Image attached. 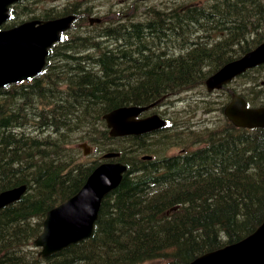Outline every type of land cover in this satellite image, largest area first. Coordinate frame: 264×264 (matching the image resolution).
<instances>
[{
    "label": "trees",
    "instance_id": "1",
    "mask_svg": "<svg viewBox=\"0 0 264 264\" xmlns=\"http://www.w3.org/2000/svg\"><path fill=\"white\" fill-rule=\"evenodd\" d=\"M26 1L9 6L5 27L42 4ZM69 4L32 16L79 14L50 47L43 71L0 88V190L26 185L0 209V264H187L253 231L264 219V128L223 118L193 130L113 138L102 114L201 88L264 38L263 0H183L165 12L145 8L144 20L87 30L80 27L87 1ZM260 69L264 64L242 74L240 92L251 105L264 104L254 76ZM83 139L99 153L119 151L128 168L102 199L92 234L42 257L33 239L46 211L73 195L99 162L82 155L76 143ZM169 145L184 150L164 155ZM145 152L155 157L141 159Z\"/></svg>",
    "mask_w": 264,
    "mask_h": 264
},
{
    "label": "water",
    "instance_id": "2",
    "mask_svg": "<svg viewBox=\"0 0 264 264\" xmlns=\"http://www.w3.org/2000/svg\"><path fill=\"white\" fill-rule=\"evenodd\" d=\"M18 0H0V26L8 18V6ZM74 15L24 21L10 28L0 29V87L18 82L39 73L45 63L48 47L60 38ZM98 20V19H96ZM264 62V41L253 50L234 59L211 74L205 84L208 91L220 88L234 76ZM154 103L148 105L151 106ZM148 106H120L103 115L112 136L142 133L164 125L157 114L144 118L136 115ZM225 116L236 126L264 127V106L249 107L245 99L233 94L224 107ZM83 153L90 150L81 143ZM118 152H106L110 158ZM126 166L120 161L100 163L87 177L80 190L61 204L50 208L43 221L42 232L34 239L40 254L48 256L69 244L91 235L102 198L116 188ZM25 184L0 192V208L20 198ZM188 264H264V219L243 239L206 252Z\"/></svg>",
    "mask_w": 264,
    "mask_h": 264
},
{
    "label": "rangeland",
    "instance_id": "3",
    "mask_svg": "<svg viewBox=\"0 0 264 264\" xmlns=\"http://www.w3.org/2000/svg\"><path fill=\"white\" fill-rule=\"evenodd\" d=\"M72 1L73 0H42L39 2L42 4H38L37 6H35V9L28 11L26 16L21 17V15L19 14L18 20H23L28 17H32L37 13L40 14V12H42L44 8H49L53 6L57 10H60L63 7H69V3ZM119 1L120 0H90V2L88 3L90 4L89 7H91L90 12L97 16H106L107 18L105 20V23H107L114 20L122 21L124 19H131V21L144 20L145 17H147V15L149 14V12H145V8H151L155 6L161 12H165L168 7L175 6L183 0H138L137 2L132 3L133 7L136 9V15H133V9L131 5L126 9L125 15H119V13L117 12L118 9L122 8L125 3V1ZM197 1L203 2L205 0ZM83 8L87 7L83 6ZM143 14L145 16H143ZM86 23L87 22L84 21L80 25H83L82 27L84 29H89L90 27H87ZM254 76L257 81L261 82V84H264L263 69L254 72ZM246 84L247 82L244 80V78L238 77L235 80L231 81L226 86L227 88H221L212 92H206V90L202 89V87L195 88L193 90H187L186 92L184 91L180 94L167 97L164 101V104L162 105L161 111L165 116L167 113V117L170 121H177L179 119H183L186 120L191 126H196L199 124H214L216 122L219 123L223 119L221 106L223 102L227 99V93L230 91V89L240 91V89H243ZM260 95L264 97V92L260 93ZM162 151L167 154H174L180 151V147L170 146V149L163 148ZM88 158L92 159L95 157L90 156ZM157 263L159 262L151 261L143 264Z\"/></svg>",
    "mask_w": 264,
    "mask_h": 264
},
{
    "label": "bare ground",
    "instance_id": "4",
    "mask_svg": "<svg viewBox=\"0 0 264 264\" xmlns=\"http://www.w3.org/2000/svg\"><path fill=\"white\" fill-rule=\"evenodd\" d=\"M28 1V0H27ZM26 1V2H27ZM37 1V0H36ZM35 2V1H34ZM58 2V1H57ZM63 2V1H62ZM140 2V1H139ZM59 3V2H58ZM164 3V2H163ZM19 4V3H18ZM93 4V3H92ZM167 4V3H166ZM165 4V5H166ZM37 5V4H36ZM26 6V5H25ZM162 6V5H161ZM161 6H160V8H161ZM155 7V6H154ZM20 8V7H19ZM42 8V7H41ZM120 8V7H119ZM42 10V9H41ZM59 10V9H58ZM145 10V9H144ZM147 10V9H146ZM31 11V10H30ZM41 13V12H40ZM95 13V12H94ZM97 14V13H96ZM164 14V13H163ZM143 16H145L144 14H143ZM149 17V16H148ZM146 18V17H145ZM147 20H148V18H147ZM140 21V20H139ZM77 24V23H76ZM87 30V29H86ZM78 31V30H77ZM80 31V30H79ZM67 33V32H66ZM70 33H71V30H70ZM76 33V32H75ZM68 34V33H67ZM94 34V33H93ZM70 35V34H69ZM98 40V39H97ZM94 44V43H93ZM101 47V46H100ZM97 48V47H96ZM185 128V127H184ZM177 131V130H176ZM191 131V130H190ZM160 133V132H159ZM162 133V132H161ZM160 133V134H161ZM166 134V133H165ZM131 135V134H130ZM168 137V136H167ZM174 138H176V137H174ZM185 138V137H184ZM182 143V142H181ZM174 144V143H173ZM177 144V143H176ZM168 147V146H167Z\"/></svg>",
    "mask_w": 264,
    "mask_h": 264
},
{
    "label": "flooded vegetation",
    "instance_id": "5",
    "mask_svg": "<svg viewBox=\"0 0 264 264\" xmlns=\"http://www.w3.org/2000/svg\"><path fill=\"white\" fill-rule=\"evenodd\" d=\"M146 112H148V113H149V112H150V110H149V111H146Z\"/></svg>",
    "mask_w": 264,
    "mask_h": 264
}]
</instances>
